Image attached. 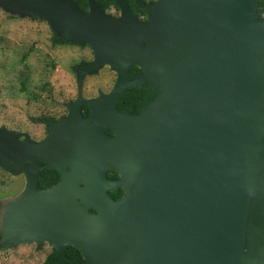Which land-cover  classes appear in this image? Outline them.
<instances>
[{
	"label": "water",
	"instance_id": "water-1",
	"mask_svg": "<svg viewBox=\"0 0 264 264\" xmlns=\"http://www.w3.org/2000/svg\"><path fill=\"white\" fill-rule=\"evenodd\" d=\"M259 1L155 0L143 3L145 21L128 0H115L119 15L96 0L88 11L74 0H0L94 52L45 139L0 125V166L25 177L21 192L0 201V244L47 242L60 256L75 246L87 264H264ZM134 65L143 70L128 78ZM104 66L117 74L113 86L85 96L86 76ZM145 84L153 97L140 112L118 108ZM44 161L61 174L46 188Z\"/></svg>",
	"mask_w": 264,
	"mask_h": 264
},
{
	"label": "rangeland",
	"instance_id": "rangeland-1",
	"mask_svg": "<svg viewBox=\"0 0 264 264\" xmlns=\"http://www.w3.org/2000/svg\"><path fill=\"white\" fill-rule=\"evenodd\" d=\"M52 35L45 20L11 15L0 7V124L25 129L35 138L45 134V127L35 118L43 113L56 116L66 110L64 103L73 100L78 91L74 66L93 56L88 44L54 46ZM52 60L55 67L49 64ZM27 70L30 78L24 90L22 80ZM115 79L116 72L109 66L87 76L85 95L97 89L108 90ZM37 95L41 98L36 99ZM24 186L23 175H13L0 166V201L18 194ZM50 250L48 244H0V264H42Z\"/></svg>",
	"mask_w": 264,
	"mask_h": 264
},
{
	"label": "trees",
	"instance_id": "trees-1",
	"mask_svg": "<svg viewBox=\"0 0 264 264\" xmlns=\"http://www.w3.org/2000/svg\"><path fill=\"white\" fill-rule=\"evenodd\" d=\"M77 2V4L84 10H88V0H74ZM99 2L104 9L109 7V10L111 8H117V5L114 0H96ZM259 5H264V0L259 1ZM57 40H60L61 44L68 43L63 38H60L58 35H53V41L57 43ZM141 70V68L137 65H134L130 68V77H134L136 73H138ZM26 76L24 78L23 85L24 90H26L25 84L26 81L30 78V71L27 70ZM48 84L46 85V87ZM46 87H42V90H46ZM151 88L148 84L142 85V86H131L127 92H125L117 101V106L120 110L129 111L132 113H137L141 111L143 104L146 101V98L150 95ZM82 109L85 115H87L90 112L89 104L85 102L82 105ZM107 133L113 134L111 129L106 130ZM108 176L110 177H118V173L114 170H108L107 172ZM60 178L59 172H57L54 169H47L43 172L42 176L39 179L40 185L46 186L52 183H55ZM124 193V190L120 188L119 192H110V195L113 198H117L121 196ZM42 264H87L86 259L83 257L82 252L75 246H69L65 253L60 256L56 249L51 248V250L47 253L44 261Z\"/></svg>",
	"mask_w": 264,
	"mask_h": 264
},
{
	"label": "flooded vegetation",
	"instance_id": "flooded-vegetation-1",
	"mask_svg": "<svg viewBox=\"0 0 264 264\" xmlns=\"http://www.w3.org/2000/svg\"><path fill=\"white\" fill-rule=\"evenodd\" d=\"M115 1V0H114ZM152 2H155V0H128V3H129V6H130V10H131V13L132 14H134V15H137V16H139L141 19H143V20H145V21H147L148 20V12H147V10L145 9V7H144V5H143V3H145V4H149V3H152ZM77 3V2H76ZM99 3V2H98ZM116 3V2H115ZM100 4V3H99ZM117 5V4H116ZM102 6V5H101ZM260 7H264V5L263 6H260ZM103 8V7H102ZM88 9H89V6H88ZM104 9V8H103ZM105 10V12H107V13H111V14H113V15H119L120 14V9L118 8V6H117V8H111V10H109V7L108 8H106V9H104ZM86 11V10H85ZM88 11V10H87ZM12 17H15V16H12ZM31 17H35V18H38V17H36V16H32L31 15ZM52 31H53V29H52ZM54 34H56V35H58L60 38H63L65 41H67L68 43H64V44H73V42H70V41H68L67 40V36H65V35H59V34H57L56 32H54L53 31V35ZM53 35H52V41H53ZM64 44H61L60 43V40H57V43H55L54 41H53V45L54 46H57V45H64ZM75 44H77V43H75ZM90 46V45H89ZM92 52H93V49H92ZM93 55H94V52H93ZM93 59V56H92V58H90L89 60H83V61H81V62H79V63H77L75 66H74V70H75V74H76V71H77V67L81 64V63H84V62H87V61H91ZM24 60H25V58L22 60V62H24ZM52 67H55V62L52 60L50 63H49ZM106 67H108V66H104V67H102V68H100V70L98 71V72H96V73H94V74H97V73H99L101 70H103V69H105ZM141 68V67H140ZM27 69H29V67H28V65H27ZM130 70V69H129ZM142 68H141V70L138 72V73H136L135 74V76L134 77H136L137 75H139L141 72H142ZM130 71H128V73H127V77L128 78H134V77H130V73H129ZM94 74H89V75H94ZM89 75H87V76H89ZM86 76V77H87ZM116 77H117V74H116ZM76 79H77V74H76ZM24 80V79H23ZM22 80V81H23ZM116 80V79H115ZM115 80H114V82H115ZM114 82H113V84H114ZM113 84H112V86H113ZM111 86V87H112ZM111 87L108 89V90H104V91H109L110 89H111ZM149 87L151 88V86L149 85ZM98 90L99 89H97V91H96V93H93V94H89V95H85V96H87V97H90V96H95V95H97V93H98ZM155 92H157V91H155ZM84 94H85V92H84ZM77 96V95H76ZM153 97V89L151 88V91H150V95L146 98V101L149 99V98H152ZM41 98V96H39V95H37L36 96V99H40ZM76 98V97H75ZM74 98V99H75ZM73 99V100H74ZM73 100H71V101H69V102H65L64 104H65V111L62 113V114H58V115H56V116H54V115H50V114H45V113H43V115L39 118V119H37V118H35V120H40V123H42L43 124V126L45 127V134L42 136V137H40V138H35L31 133H29L27 130H25V129H18V128H16V127H11V126H8V125H4V124H0V125H2V126H5L7 129H9V130H11V131H14V132H16V133H19V134H24V133H28L34 140H36V141H41V140H43V139H45L46 137H47V134H48V131H49V125H50V123L52 122V121H54V120H60L63 116H65L66 114H67V112H68V107H69V105L71 104V102L73 101ZM145 101V102H146ZM85 102H87V101H85ZM84 102V103H85ZM83 103V104H84ZM88 103V102H87ZM82 104V105H83ZM89 104V103H88ZM145 104V103H144ZM144 104H143V106H144ZM143 108V107H142ZM89 109H90V105H89ZM83 110V109H82ZM142 110V109H141ZM124 111V110H123ZM129 112V111H128ZM140 112V111H139ZM91 112H89L87 115H85L84 114V112H83V114H84V116H88L89 114H90ZM138 113V112H137ZM108 129V128H107ZM106 129V130H107ZM107 132V131H106ZM22 137H23V135H22ZM43 164L45 165V168H44V170H43V172L44 171H46L47 169H54V168H51L49 165H48V163L47 162H43ZM54 170H56V169H54ZM57 172H59L58 170H56ZM43 172H42V174H43ZM108 172V171H107ZM42 174H41V176H42ZM59 174H60V172H59ZM21 175H23V174H21ZM40 176V177H41ZM107 176H108V174H107ZM108 177H110V176H108ZM118 177H119V175H118ZM118 177H110V178H113V179H115V178H118ZM23 178H24V180H25V177H24V175H23ZM60 178H61V174H60ZM60 178H59V180H60ZM40 179V178H39ZM58 180V181H59ZM58 181H56L55 183H52V184H49V185H46V186H42V185H40V182H39V185H40V187H42V188H46V187H50V186H53L54 184H56ZM123 189V188H122ZM120 190V189H119ZM110 192L111 191H109V194H110ZM113 192V191H112ZM119 192V191H118ZM115 193H117V192H115ZM124 194V193H123ZM122 194V195H123ZM121 195V196H122ZM111 196V195H110ZM120 197V196H119ZM118 198V197H117ZM91 209H93V208H91ZM33 243H35V242H33ZM36 244V243H35ZM44 245H46V244H48L47 242H45V243H43ZM42 244V245H43ZM49 245V244H48ZM36 246H37V244H36ZM52 248V247H51Z\"/></svg>",
	"mask_w": 264,
	"mask_h": 264
}]
</instances>
